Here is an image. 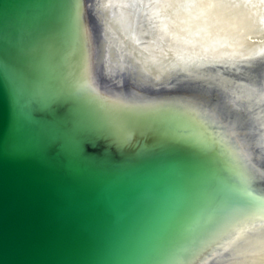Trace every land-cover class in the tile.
Returning <instances> with one entry per match:
<instances>
[{
	"label": "bare ground",
	"instance_id": "obj_1",
	"mask_svg": "<svg viewBox=\"0 0 264 264\" xmlns=\"http://www.w3.org/2000/svg\"><path fill=\"white\" fill-rule=\"evenodd\" d=\"M37 7L0 40L19 115L104 172L171 151L187 161L153 160L151 201L117 264H264V227L212 246L235 221L264 220V0Z\"/></svg>",
	"mask_w": 264,
	"mask_h": 264
},
{
	"label": "water",
	"instance_id": "obj_2",
	"mask_svg": "<svg viewBox=\"0 0 264 264\" xmlns=\"http://www.w3.org/2000/svg\"><path fill=\"white\" fill-rule=\"evenodd\" d=\"M43 1L0 0V40L10 28L33 23ZM55 142L19 115L0 69V264H117L133 224L151 201L153 160L187 162L185 157L159 153L104 172L71 158ZM182 167L200 176L189 163ZM186 178L178 174L175 182ZM198 185L202 192L216 188L202 173ZM247 221L222 230L212 246L232 245L239 229L246 234L264 227L260 220L245 229Z\"/></svg>",
	"mask_w": 264,
	"mask_h": 264
}]
</instances>
